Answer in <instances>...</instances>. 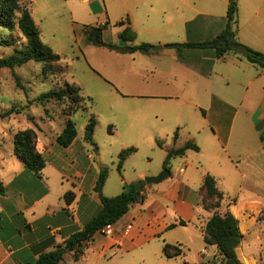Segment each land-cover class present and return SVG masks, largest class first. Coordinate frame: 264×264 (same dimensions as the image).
<instances>
[{
    "label": "crops",
    "instance_id": "crops-1",
    "mask_svg": "<svg viewBox=\"0 0 264 264\" xmlns=\"http://www.w3.org/2000/svg\"><path fill=\"white\" fill-rule=\"evenodd\" d=\"M168 1H180L186 9L177 2L169 8L165 6ZM139 3H142L139 13L143 20L136 25L132 18L128 24L136 32V40L140 32L144 33L139 43H150V52L120 53L104 46L93 48L86 41L85 31L81 48L86 49L88 55L99 54L109 62L124 60L132 70L140 59L138 55H143L144 94L138 96L183 98L199 108L204 123L212 129L211 135H208L213 146L210 165L197 170V186L192 184L191 177L185 181L177 180L172 185L159 188L157 192L160 195L151 204L148 202L150 189L146 186L145 200L134 202L113 223L111 236L95 233L79 260L74 258V251H69L58 264H78L91 255L99 258L111 256L117 254V248L125 254L149 245L156 238L164 237L165 241L168 231L192 223L197 225L200 222L203 234L202 226L212 215L202 212L200 189L207 173L217 179L219 189L226 196L228 193L236 194V203L227 204L226 209L239 219L244 235L237 253L245 264H258L260 255L250 253L244 256L242 246L247 230L257 222L252 211L258 213L264 207V181H260L264 180V69L238 54L218 55L213 48L186 45L207 41L226 27L227 19H215L219 15L210 11L208 6L198 7L194 0H139ZM238 13L239 9L237 38L264 52L238 31ZM155 14H160L164 20L154 21ZM126 25L117 26L116 38ZM176 43L182 46L172 45ZM156 45L162 48L154 49ZM117 70L123 75L129 73L120 68ZM111 71L109 69V74H116ZM113 74L108 76V83L117 92L126 95L119 89L122 86L120 82L125 85V80ZM149 74L156 80H150ZM39 140L38 149L46 159L41 175L27 168L12 152L0 156V180L6 188L5 193L0 194V264H35L42 253L54 250L73 233L82 230L102 207L100 195L95 190L100 170L90 161L93 158L91 154L87 156V165L72 155L77 138L65 147L70 156L58 151L55 159L47 158L46 153L49 150L55 152L58 145L52 143L49 148H45V144L40 147ZM191 158V155H186L187 167L180 170L183 174L187 168L195 169L194 164L188 162ZM245 189L256 195L242 197ZM67 192L74 194L68 200L65 197ZM181 219L186 221V225L177 224L168 228ZM171 244L181 243L176 240Z\"/></svg>",
    "mask_w": 264,
    "mask_h": 264
},
{
    "label": "rangeland",
    "instance_id": "rangeland-1",
    "mask_svg": "<svg viewBox=\"0 0 264 264\" xmlns=\"http://www.w3.org/2000/svg\"><path fill=\"white\" fill-rule=\"evenodd\" d=\"M194 1L196 6H208L210 11L218 14L215 19H227L229 0ZM176 2L181 8L186 9L185 4ZM176 2L168 1L165 6L172 8ZM236 2L239 9L238 31L264 49V0H236ZM20 4L22 8L30 9L40 30L42 41L54 52L59 53L61 60L54 64L57 68L55 73L45 70L43 62L33 60L13 69H0V156L11 152L14 154L15 133L29 127L36 130L40 147L45 144V148H49L52 143L58 145L59 150L47 151V158L55 159L58 151L64 156H70L67 149L57 142V136L62 132L66 122L64 102L54 99L44 102L39 99L42 93L59 89L64 87L65 82H70L80 86L89 106L88 111L79 110L72 116L77 130V142L75 147H72L74 150L72 155H76L82 164L87 165L89 162L87 156L91 154L93 158L90 161L94 162L95 167L100 171L103 168L107 169L108 174L102 190L105 196L118 195L123 191L124 184L145 181L146 177L158 175L166 170L171 175L169 174L159 183L147 184L150 189L149 204L160 195L157 192L159 188L172 185L177 180L185 181L187 177H191L192 184L197 186L199 183L197 170L201 171L202 168L210 165L213 151L212 143L208 140L212 129L204 123L200 109L183 98L138 96L144 94L143 55H138L140 59H137L132 70L128 66L129 63L124 60L109 62L99 54L92 53L90 56L86 49L81 48L85 27L106 22L108 26L104 30L103 39L120 44L119 36L116 38L114 35L118 28L116 23L128 16L130 21L133 18L136 25H140L143 18L139 13L141 8L139 5L142 3H139V0H91L90 2L21 0ZM153 17L154 21L164 20L160 14H155ZM142 37L144 33L140 32V36L133 43H139ZM0 39L9 42V45H0V57H8L16 51H21L26 45V39L17 26L6 28L0 24ZM90 45L93 48L99 47L95 44ZM116 68L129 73L123 75L118 70L116 72ZM109 69L116 73H112L113 76L125 80V85L120 82L122 86L119 89L126 95L117 92L108 83L110 80L108 76L112 77ZM148 76L150 80H156L151 74ZM11 109H13L11 114L5 115V112ZM91 115L97 120L94 132L97 147L84 138L85 128ZM191 141L200 147L199 150L192 148L186 150V155L192 156L191 161L188 162L193 163L195 169L187 168V172L183 174L180 170L187 167L186 155H177L166 163L167 153L170 149L181 148ZM130 147L136 150L125 159L120 170L119 153ZM222 154L225 157V153ZM253 195L256 194L249 189H245L241 194L242 197ZM235 196V193H228L219 208L207 211L202 209V212L205 215L214 212L224 213L228 210L227 204L236 203ZM262 197L264 199V195ZM215 202H217L216 197L205 200L204 203L205 205L210 203L215 207ZM252 212L253 216L257 217V222L247 230L242 246L243 255L258 254L261 257L258 264H264V207L258 213ZM243 229H245L244 224ZM166 238H168L166 242L164 237L156 238L149 245L125 254L117 248L115 249L117 254L111 256L109 254L99 258L91 255L78 264H221L222 262L218 247L205 242L200 231V222L197 225L192 223L189 226L175 227L168 231ZM176 240L183 246L185 254L173 258L166 257L163 253L164 244Z\"/></svg>",
    "mask_w": 264,
    "mask_h": 264
},
{
    "label": "trees",
    "instance_id": "trees-1",
    "mask_svg": "<svg viewBox=\"0 0 264 264\" xmlns=\"http://www.w3.org/2000/svg\"><path fill=\"white\" fill-rule=\"evenodd\" d=\"M21 0H0V24L6 28L17 26L23 37L26 39L25 48L16 51L8 57H0V69H13L21 66L29 61L43 62L45 70L50 73L57 71L55 63L61 60V55L53 51V49L45 44L40 36V30L37 27L31 11L28 7H21ZM237 12L238 5L236 0L231 1L227 10V24L224 30L215 37L203 42H190L186 45L193 47H208L217 51L218 55L225 53H234L243 56L252 64L264 69V52L254 49L237 38ZM129 17L116 23V26H125L121 35L124 44L120 45L112 41L103 39L104 30L108 26V22L97 26H86V41L90 44L105 46L110 50L120 53H147L152 50L150 43H133L136 39V32L128 24ZM0 45H9L5 39H0ZM41 101H50L52 99L64 102V114L66 122L62 132L57 136V142L64 147L69 146L77 136L75 122L72 116L79 110L88 111V102L82 95L79 85L65 82L64 87L53 89L42 93L39 96ZM13 109L5 112L10 115ZM97 120L94 115L88 119L85 128V140L95 145L94 132ZM110 129V127H109ZM177 133V132H176ZM263 138V136H262ZM38 134L34 128H25L17 131L14 137V154L25 164V166L37 175H41V171L46 165V159L43 153L38 149ZM198 150V146L193 142H188L181 148H172L167 153L166 163L170 158L177 155H184L187 149ZM136 149L130 147L123 149L119 153V169L121 170L125 159ZM108 171L103 168L95 184V190L99 193L102 202L100 211L92 217L82 230L73 233L64 243L58 245L54 250L42 253L35 264H58L64 259L66 252L74 251V258L79 260L84 252V247L106 224H113L118 221L130 208L134 202H143L146 198L145 189L147 183L139 180L124 184L123 191L115 196H105L102 192L106 182ZM5 184L0 180V194L5 193ZM201 203L205 210L216 209L221 206L225 193L219 189L217 179L210 173L204 177L203 184L200 189ZM72 192L65 194L66 199L73 196ZM217 198L215 207L211 204L205 205V200ZM177 224L186 225L185 220H179L178 223H172L168 228H172ZM203 237L207 244L216 245L222 255L221 264H245L238 256L237 247L243 240V233L240 229L239 219L232 212L226 210L224 213L214 212L207 220ZM163 252L166 257H177L185 254V250L181 244L165 243ZM205 264V263H202Z\"/></svg>",
    "mask_w": 264,
    "mask_h": 264
},
{
    "label": "water",
    "instance_id": "water-1",
    "mask_svg": "<svg viewBox=\"0 0 264 264\" xmlns=\"http://www.w3.org/2000/svg\"><path fill=\"white\" fill-rule=\"evenodd\" d=\"M230 2L231 1H234V0H229ZM119 39L121 40L120 41V45H123L124 44V40L122 39V35H119ZM173 46H182V44L180 43H176V44H172ZM154 49H160L162 48L161 45H156V46H153ZM169 171H163L161 173H159L158 175H153V176H148L146 177L145 179V182L147 184H152V183H159L161 182L162 180H164L168 175H169Z\"/></svg>",
    "mask_w": 264,
    "mask_h": 264
},
{
    "label": "built area",
    "instance_id": "built-area-1",
    "mask_svg": "<svg viewBox=\"0 0 264 264\" xmlns=\"http://www.w3.org/2000/svg\"><path fill=\"white\" fill-rule=\"evenodd\" d=\"M98 232L106 236H111L114 232L113 224H106Z\"/></svg>",
    "mask_w": 264,
    "mask_h": 264
}]
</instances>
